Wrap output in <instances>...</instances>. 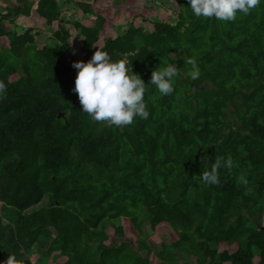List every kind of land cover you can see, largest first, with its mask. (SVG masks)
<instances>
[{
	"label": "trees",
	"instance_id": "16d2710c",
	"mask_svg": "<svg viewBox=\"0 0 264 264\" xmlns=\"http://www.w3.org/2000/svg\"><path fill=\"white\" fill-rule=\"evenodd\" d=\"M129 1L148 12L108 36L93 2H76L94 16L85 25L67 17L74 0H38L40 25L18 32L5 25L16 27L29 6L0 0V261L11 252L17 264L53 253L66 257L62 264H152V256L157 264L192 256L194 264H264V0L227 22L195 17L188 0H123L115 11ZM40 31L53 45H38ZM71 39H80L79 55ZM98 47L127 58L146 83L175 53L174 92L146 85L147 119L92 121L74 91L73 62ZM185 54L200 67L192 86ZM228 155L234 167L205 186L199 173ZM121 217L138 231L136 245ZM144 222L152 233L166 224L177 238L157 246L140 237Z\"/></svg>",
	"mask_w": 264,
	"mask_h": 264
},
{
	"label": "clouds",
	"instance_id": "9594fccd",
	"mask_svg": "<svg viewBox=\"0 0 264 264\" xmlns=\"http://www.w3.org/2000/svg\"><path fill=\"white\" fill-rule=\"evenodd\" d=\"M260 0H188L192 14L199 18H214L227 22L236 19L238 14L247 15ZM159 65V66H158ZM146 83L141 75L132 70V63L127 58L112 59L100 47L87 61L77 60L73 67L77 69L74 91L78 94L81 110L87 113L92 121L106 122L109 125L126 126L136 117L147 119L149 110L146 106V85H153L162 95L174 92V84L180 67L176 64V55L171 60L159 63ZM184 75L190 81L200 77V67L195 56L184 55ZM7 85L0 81V95L5 94ZM205 148L208 145L201 144ZM234 161L231 155L215 156L209 167L203 168L198 179L205 186L220 183L219 170L231 171ZM238 184L247 185L244 174L236 177ZM9 256L0 264H17V257L9 252ZM30 259V258H29Z\"/></svg>",
	"mask_w": 264,
	"mask_h": 264
},
{
	"label": "rangeland",
	"instance_id": "374dc122",
	"mask_svg": "<svg viewBox=\"0 0 264 264\" xmlns=\"http://www.w3.org/2000/svg\"><path fill=\"white\" fill-rule=\"evenodd\" d=\"M16 5H18L20 8L23 7L24 4L29 6V13L27 14L26 12H23L22 14L17 15L15 18V26H11L9 24L5 25L6 29H12L18 32H21L23 27H28V26H35L38 27L40 25V19L38 17V14L35 10V4L38 0H12ZM93 2L95 4V8L98 9L101 13H104L107 17V22H106V35L110 36H115L124 30L128 23L127 21L130 20L134 15L137 14V12H144L147 13L148 11H144L140 4H142L140 1H129L126 2L123 7H120L117 11H115V3H120L123 0H74V2L70 5L73 8V11H70L67 15V17H71L72 19L78 20L79 22L85 24V25H90L94 21V16H89L87 13L83 12V10L80 7H77L76 2ZM144 1V0H142ZM136 3V5H135ZM134 4V5H132ZM25 6V5H24ZM148 7V6H147ZM68 7H66L67 9ZM70 8V7H69ZM171 14V13H170ZM169 14V15H170ZM146 24V23H144ZM52 30L55 29L56 23L51 24V26H48ZM47 27V28H48ZM46 29V31L49 30V28ZM44 29V30H45ZM49 32V31H48ZM45 31H40L39 34L36 36L37 38V43L39 46H42L45 43H48L50 45H53L54 43V38L49 36V33ZM77 36V34H76ZM71 41L75 44V54L79 55V49L77 48L80 43V39L74 40L71 39ZM208 84V83H207ZM193 85V81H189V86ZM195 88H198L195 86ZM181 91H184V88L181 87ZM195 90H192L191 92H194ZM233 107L230 105V110H232ZM231 118H235L234 116H231ZM48 202V197L45 196V198L35 206L37 208L38 206H43L46 205ZM122 224L123 230L126 232V237L127 240L130 241L133 245H136L137 243V238L134 237L133 231L138 232L136 228L132 225L130 219L128 217H121L120 221H118ZM107 231L111 234V239H117L115 236H113L114 228L112 226H108ZM142 232L140 233V237L148 236L149 240H152L154 243L157 244V246H161V243L164 241L166 243L171 242L172 240H175L177 236L175 233L170 229L168 225H163L162 227H159L157 230H155L152 233V230L148 224V222H144L142 227H141ZM152 233V234H151ZM117 240H120L119 238ZM225 247V246H224ZM222 248V247H221ZM226 248V247H225ZM65 256H60L58 253H53L49 258H47L45 263L42 264H62L65 260ZM34 257H32V260L34 261ZM191 259H194L195 257L192 256ZM258 258H255L257 260ZM153 263L152 264H157L158 260L152 256ZM193 260H187V262H182L184 264H194ZM195 264H197L195 262Z\"/></svg>",
	"mask_w": 264,
	"mask_h": 264
}]
</instances>
